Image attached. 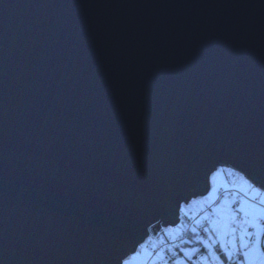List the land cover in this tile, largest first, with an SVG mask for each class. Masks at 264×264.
<instances>
[{
    "label": "water",
    "instance_id": "95a60500",
    "mask_svg": "<svg viewBox=\"0 0 264 264\" xmlns=\"http://www.w3.org/2000/svg\"><path fill=\"white\" fill-rule=\"evenodd\" d=\"M219 167L264 185V0H0V264H123Z\"/></svg>",
    "mask_w": 264,
    "mask_h": 264
},
{
    "label": "snow or ice",
    "instance_id": "6c2138e0",
    "mask_svg": "<svg viewBox=\"0 0 264 264\" xmlns=\"http://www.w3.org/2000/svg\"><path fill=\"white\" fill-rule=\"evenodd\" d=\"M216 175H219V172ZM216 175L211 178L213 185ZM240 180L245 196L247 193H253L250 198L237 201L225 197L223 204L213 208L212 215L206 217V225L197 222V226L204 233L210 234L207 239H197L208 252L202 264H221L215 251L217 245L229 261L234 257H241L240 264H264V185L257 187L244 176H241ZM218 199L217 189L213 186L209 207L215 205ZM192 232L197 233V228H192ZM173 239L183 240V237L175 236ZM198 251L185 250V260H176L175 264H196L193 256L197 255ZM159 264H168V261L161 260Z\"/></svg>",
    "mask_w": 264,
    "mask_h": 264
},
{
    "label": "built area",
    "instance_id": "2783aa9c",
    "mask_svg": "<svg viewBox=\"0 0 264 264\" xmlns=\"http://www.w3.org/2000/svg\"><path fill=\"white\" fill-rule=\"evenodd\" d=\"M225 197L235 199L237 201H242L245 198V195L242 192L236 190L235 188L229 186L228 188L221 189L219 192V199H222ZM210 209L207 208V209H204L198 212L189 210L184 216L185 221H182V219H180L179 223L176 226L161 227L159 230L155 228L157 232L155 235L152 232L151 228H149L148 236L138 246L136 252L139 250H142L143 248H146L147 250L150 251L151 255L147 259L146 264H159L161 260H167L168 263H170V260L177 258L179 255V252L186 245L187 242L185 243L184 241L189 240L190 235L193 233L192 228L196 227L197 237H199V239H203L204 234L202 232V229H200L197 226V222L199 221L201 224L206 225L205 216L208 214ZM179 225L182 226V229L177 234V236H182L183 240L167 238V237H164L161 240V237L165 233V231L176 230V227ZM169 249H171V251H169ZM160 253L163 255L162 258H159ZM239 258L240 257H235L237 261Z\"/></svg>",
    "mask_w": 264,
    "mask_h": 264
},
{
    "label": "rangeland",
    "instance_id": "374dc122",
    "mask_svg": "<svg viewBox=\"0 0 264 264\" xmlns=\"http://www.w3.org/2000/svg\"><path fill=\"white\" fill-rule=\"evenodd\" d=\"M219 169V175H216V173L214 175H216V180H215V184L213 185L212 182V188L213 186L216 187L217 189V196L219 197V192L221 190V188H228L230 184L237 186V184L234 182V180L231 177H226L225 174H223L224 171H226L228 168L227 167H219L217 168ZM232 171V170H231ZM234 172V171H233ZM232 172V173H233ZM220 173H222L220 175ZM237 173V172H235ZM238 174V173H237ZM232 187V186H231ZM234 188V187H233ZM237 190V189H236ZM212 192V189L210 190V192L203 196V197H195L192 198L188 203H184L181 207V211L184 214L183 216H185V214L189 211V210H193L194 212H198L207 208H211L209 210L208 213L205 217H209L212 215L213 213V208H218L221 204H223L224 202V198L222 199H218L217 203L215 205H213L212 207H209V204L211 203L209 201V196ZM244 194V193H243ZM245 195V194H244ZM253 194H248L247 196H245L244 200L247 198H250ZM231 200V198H229ZM180 219H181V213H180ZM185 220V219H184ZM183 221V219H182ZM182 229V226L179 225L176 227V230H172V231H165V233L162 235L161 240L164 238V235H170V233H175V231H179ZM178 234V233H177ZM177 234L175 236H177ZM207 236L210 234H206ZM167 238H173L174 236H166ZM205 238V235L203 237V239ZM218 246V245H217ZM187 246L185 245L183 247V250L186 248ZM219 250L220 247L218 246ZM221 251V250H220ZM223 252V251H221ZM151 253L149 250H147L146 248H143L142 250L137 251L135 254H132L130 256H128L125 261L123 262V264H146L147 263V259L150 257ZM218 257V256H217ZM177 259V258H176ZM202 260H204V257L202 258ZM200 260V261H202ZM220 260V259H219ZM203 262V261H202ZM170 264V263H168ZM240 264V263H239Z\"/></svg>",
    "mask_w": 264,
    "mask_h": 264
},
{
    "label": "crops",
    "instance_id": "0c3cea01",
    "mask_svg": "<svg viewBox=\"0 0 264 264\" xmlns=\"http://www.w3.org/2000/svg\"><path fill=\"white\" fill-rule=\"evenodd\" d=\"M228 169L226 170V171H224L223 172V174H225L226 175V177L228 178V177H231L233 180H234V182L237 184V186H235V185H232V184H230L229 186H232V187H234L235 189H237L238 191H240V192H242V193H244L245 194V192H244V190H242V186H241V180H240V177L241 176H243L242 174H240L239 172H237L236 170H234V169H232V168H229V167H227ZM218 170L219 169H216L212 174H211V177H210V190L212 189V176L215 174V173H217L218 172ZM232 170V171H231ZM234 171V172H233ZM233 172V173H232ZM235 172H237V173H235ZM222 173H220V175H221ZM226 188V187H225ZM221 189H223V188H221ZM210 192V191H209ZM248 194H250V193H247V195ZM251 194H253V193H251ZM244 200V199H243ZM217 203V202H216ZM213 208V207H212ZM208 214H210V213H208ZM177 233H179V231H175V233H170V235H166L165 234V237L166 236H175ZM204 239H207V235H206V233H205V238ZM190 242H192V241H190ZM193 244V243H192ZM188 245L184 250H183V252L179 255V257H177V259L176 260H185V256H184V251L185 250H191V249H198V250H200L201 249V247H204L203 245H201V247L200 246H196V245ZM218 246H216V248H215V251H216V254H217V256L219 257V259H220V262H221V264H239L240 263V260L242 259L241 257L239 258V260L238 261H235V260H232V261H229L228 259H227V257L225 256V254H224V252H223V254L224 255H220L219 254V252H218ZM162 254L160 253L159 254V258H162ZM208 256V252H207V249H203V250H200V251H198V253H197V255H195V256H193V261H195L196 262V264H202V258L204 257H207ZM200 260H202V261H200ZM125 261V260H124ZM123 261V262H124ZM174 264H175V262H174ZM188 264H191V262H188Z\"/></svg>",
    "mask_w": 264,
    "mask_h": 264
},
{
    "label": "trees",
    "instance_id": "16d2710c",
    "mask_svg": "<svg viewBox=\"0 0 264 264\" xmlns=\"http://www.w3.org/2000/svg\"><path fill=\"white\" fill-rule=\"evenodd\" d=\"M184 214L182 213V211H181V219H183V221H185L184 219H185V217L183 216ZM205 222H206V219H205ZM203 232V231H202ZM203 234L205 235V233L203 232ZM164 237H165V235H164ZM197 239H198V237H197V234L195 233H192L191 235H190V237H189V240L187 241V243H186V246H188V245H191L192 243V245H196V246H200L201 247V245L202 244H199L198 242H197ZM190 241H192V242H190ZM203 249H205L204 247H201V249L200 250H203ZM199 250V251H200ZM183 252V249L179 252V255L181 254ZM218 252H219V254L220 255H224L223 254V252H221L219 249H218ZM179 255H178V257H179ZM233 260H235V261H237L236 259H235V257H234V259ZM239 260V259H238ZM176 261V258H174V259H171L170 260V263L171 264H174V262Z\"/></svg>",
    "mask_w": 264,
    "mask_h": 264
}]
</instances>
